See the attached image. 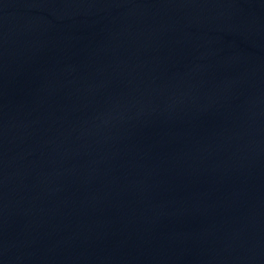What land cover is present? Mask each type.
Masks as SVG:
<instances>
[{"label":"water","instance_id":"1","mask_svg":"<svg viewBox=\"0 0 264 264\" xmlns=\"http://www.w3.org/2000/svg\"><path fill=\"white\" fill-rule=\"evenodd\" d=\"M0 264H264V0H0Z\"/></svg>","mask_w":264,"mask_h":264}]
</instances>
